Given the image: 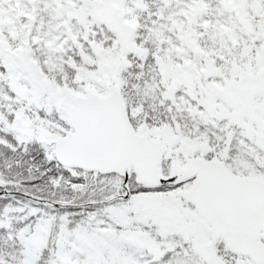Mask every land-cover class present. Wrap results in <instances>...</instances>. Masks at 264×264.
<instances>
[{"label": "snow or ice", "instance_id": "6c2138e0", "mask_svg": "<svg viewBox=\"0 0 264 264\" xmlns=\"http://www.w3.org/2000/svg\"><path fill=\"white\" fill-rule=\"evenodd\" d=\"M0 264H264V0H0Z\"/></svg>", "mask_w": 264, "mask_h": 264}]
</instances>
